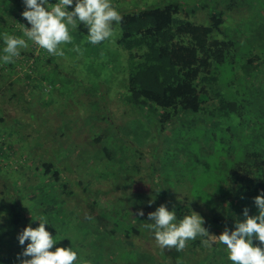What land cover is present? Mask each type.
<instances>
[{"label":"trees","instance_id":"16d2710c","mask_svg":"<svg viewBox=\"0 0 264 264\" xmlns=\"http://www.w3.org/2000/svg\"><path fill=\"white\" fill-rule=\"evenodd\" d=\"M238 1L240 0L233 1L227 11L237 13L241 8V2ZM221 9L218 11L216 8V11L210 12L207 24L191 20V13L175 2L121 15L117 44L128 53V81L126 92L121 96L122 101H118L116 97L115 106L119 107L118 104H121L124 108H129L124 109V117L134 111L130 110L133 107L139 118L132 117L131 128H128L123 123L119 124L117 115L113 113H110L114 119L111 123L105 113H101V116L92 112L98 115L97 128L90 134L89 143L72 144V167L53 159L35 162L29 157L30 151L36 150L33 147L29 151L25 149L20 157L13 160L20 163L15 167L16 170H21V174L24 175V166H28L39 177L48 178L49 182L54 183L58 192L53 201H49L45 195V198L37 200L35 195L43 189H38V184L34 189L26 188L28 191L33 190L29 198L17 200L12 205L5 204L14 208L8 215L0 213V264H18L17 256L23 246L19 245L17 235L26 225L36 227L38 224V221L32 220V213L48 218L50 225L46 226L47 230L56 238L63 237L57 245L72 247L77 251L79 264H219V261L227 258L223 245L205 247L200 237L188 241L182 250L159 247L148 226V207L144 206L146 201L151 200L150 211H154L157 206L164 204L170 210L175 208L177 217L182 218L191 214L192 206L198 204L197 199L188 202L186 199L176 198L168 187L161 188L157 185L154 167L160 168L157 164H160L162 153L168 154L167 141L165 142L167 136L164 133L170 130L180 140L196 142L199 146L204 144L202 138L208 140L206 144L215 146L220 163L224 164L225 173L221 172L220 176L223 177L221 183L215 185L216 192L204 200L198 199L204 204L210 202V215L206 219L209 221L204 225L210 234L208 239H211V235H218L225 227L231 230L235 222L239 221L237 203L240 205L246 198L255 197L264 190V126L261 127V133L250 136L247 140L245 147L257 146L252 150H245L243 156H238L240 149L237 153H230L232 146L224 142V137L230 136L217 129L224 119L230 120L236 128L248 130L264 123L263 116L252 118L244 103L245 94L249 92L241 86L247 79L257 94L264 89V15L257 18V24H247L248 27L244 20L243 29L234 35L225 24L226 9ZM250 27L252 28L247 31ZM75 31L87 35L83 26ZM257 33L261 37V43L254 40L250 43L253 49L249 48L250 45L243 48L247 39L256 37ZM37 58L30 54L19 60L24 76L31 77V67ZM47 63L50 64L49 60ZM235 69L240 70V73L237 74ZM11 80L12 78L8 81L10 86L13 84ZM91 90L95 94L96 88ZM82 91L83 94H88L86 90ZM93 98L92 101L96 102L97 98ZM93 105L99 111L102 109L96 103ZM2 106L4 105L0 103V123L9 114ZM7 109L12 108L9 106ZM141 111L155 116V119H149L153 121L151 128L145 125L142 119L144 112L140 114ZM104 124H107V129H103ZM94 126L95 124L92 127ZM141 129V138L142 134L145 136L152 129L160 132L163 141L156 147L159 153L148 152L147 146L150 144L142 145L141 138L135 134ZM194 130L199 134L191 139L186 132ZM208 131L211 133L206 135ZM201 134H204L202 138H198ZM11 136L12 134L0 136V170L10 164L12 156L17 152L16 144L6 141ZM129 139L135 143L131 144L130 150ZM122 143L128 145V148L121 147ZM87 145L100 146L95 147L96 152L87 157V162L94 165V172L90 167L83 166L82 147ZM225 145H228L229 152L226 156L223 155ZM221 146L224 147L221 149ZM121 148L125 150L121 151ZM88 150L89 148H84L83 151ZM98 152L101 156L96 160L98 155L95 156V153ZM146 153L150 154L149 160H146ZM162 159L163 162L166 161L165 158ZM98 163L103 166L98 167ZM101 178H105L110 184L107 187L112 189L111 192L120 193L108 198L111 199V207L99 204L89 190L90 183ZM143 178L145 184L140 187L137 183ZM50 189L43 192L47 194ZM25 190L23 194L27 195ZM109 191L106 193L110 194ZM64 194L71 197L66 203L61 200ZM43 201L53 203L54 206L42 210ZM212 204L215 206H211ZM138 210L146 213L139 216ZM208 223L210 226L217 224L221 228L210 230ZM14 244L18 245L15 251L12 250ZM57 245L53 246V250ZM194 251L205 254L202 263L196 261L194 256L188 258V253Z\"/></svg>","mask_w":264,"mask_h":264},{"label":"rangeland","instance_id":"374dc122","mask_svg":"<svg viewBox=\"0 0 264 264\" xmlns=\"http://www.w3.org/2000/svg\"><path fill=\"white\" fill-rule=\"evenodd\" d=\"M233 1L235 0H111L113 6L121 15L148 7H161L167 3L175 2L184 6L191 13V20L202 24L209 22V14L211 11H216V8L219 11L223 8L224 10L226 9L224 15L226 19L225 24L230 28L232 34L237 35L243 29L244 20L247 21L245 24L247 27L253 25V23H258L257 18L262 14L264 15V0H240L238 2H241V8L237 10V13L227 11V9H230ZM50 2L55 3L56 0H50ZM70 9L71 6H69ZM23 10L24 5L22 0H0V55H3V37L5 35L23 37L24 26L30 27L21 15ZM250 11L252 14H250ZM239 15L241 17H238ZM229 17L232 18L230 19ZM71 34L73 36L72 42L61 45L64 51L63 56L50 55L46 50L28 41V47L21 49L20 55L15 57L9 66L0 63V103L4 105L2 106L4 111L8 110L7 108L9 106L12 108L10 109L11 113L6 115L4 121L0 123V136L7 137L9 134H12L6 141L16 144L15 150L17 151L12 156L10 164L4 170H0V213L2 214L7 213L8 215L11 209L14 208L13 206L8 207L5 205L6 203L12 205L15 202L17 203V200L20 201L32 195L33 190L28 191L26 188L34 189L38 184L40 185V187L36 186L38 189L43 188L35 195L37 200L45 195L49 201H53L56 192H58L54 183L49 182L50 180L48 178L39 177L28 166H24V175L21 174V170H16L17 165L20 163H16L13 160L20 157L21 152L25 149L29 151L28 149L30 147L36 148V150L33 149L29 153V157L33 158L35 162L41 163L47 159H53L55 162L61 161L66 166L69 164L72 167L74 153L71 150L72 144H78L80 142L89 143L90 140L88 139H90V134L97 128L98 115L92 114V112H97L99 115L105 113L111 123L114 119L110 113H113L117 115L119 124L123 123L128 128H131L130 125L132 124L133 118H139L135 108L131 107L130 110L134 109V111L124 117V109L129 108H124L121 104H118L119 107L115 106L117 103L115 100L116 97L118 101H122L121 96L126 92L128 81V53L117 44V39L120 37L119 24H113V36L100 44L94 45L88 43L87 35L79 31H73ZM258 34L254 38L247 39V43L243 44V48L246 49L249 45V48H252L250 43L254 40L261 43V37L257 36ZM30 54L38 58L34 66L31 67L29 65L31 67V77H26L22 73L23 71L19 60H23L27 56L29 57ZM47 60H49L50 64L47 63ZM235 72L238 74L240 70L235 69ZM11 78L13 84L10 86L8 81ZM241 86L249 92V94H245L246 100L244 103L249 109L252 118L254 116L264 117V89L257 94L247 79L243 81ZM92 88H96L95 94H93ZM83 89L88 94H83ZM13 94L15 95L13 96ZM93 97L97 98L96 102L92 101L94 99ZM94 103L96 105L98 104V107L101 106L102 109L99 111L93 105ZM0 112L2 113L1 109ZM142 112H144L142 119L146 123L144 124L147 125V128H151L153 121L149 119L151 117L155 119V116L146 111H141L140 114ZM117 118L115 120L118 121ZM94 124L95 126L92 127ZM263 124L248 130L243 127L236 128L234 123L228 119H224L222 125L217 129L219 131H225L230 136V138L224 137V142L232 146L229 149L230 153H237L238 149H240L241 152L238 153V156H243L245 150H252L257 146L249 145L245 147L248 144L247 140L250 139V136H256L261 133ZM106 125L104 124L103 129L106 128ZM143 128L145 127L143 126ZM217 129L214 133H216ZM227 129H230V131ZM141 132L142 129L135 133L139 136L138 138H141ZM195 132L196 130L190 133L186 132V135L191 139H195L196 137L194 136L199 134ZM209 133L211 132L208 131L205 134L207 135ZM147 134L148 136L146 137ZM147 134L145 136L142 134V145L147 146V144H150L147 146V151L149 152L150 150L153 154L159 153L156 147L163 141L160 132H154L152 129ZM230 134H233V136L231 137ZM164 135L167 136L165 142L167 141L168 154L164 155L162 153V157L166 161L163 162L161 157L160 164H157L160 168L157 169V167H154L156 168L157 185L161 186V188L168 187L169 192L171 191L176 198L186 199L188 202L197 199L198 204L192 206V210L203 217L204 225H206L209 221H206V219L209 218V211L211 210L209 209L210 202L204 204L198 199L204 200L216 192L215 185L221 183L223 176L220 175L222 174L221 172H224V164L220 163V156L216 154L217 149L215 146L206 144L208 140L202 138L204 134L198 137L202 138V140H198L204 143L200 146L196 142L190 143L182 139L180 140V137L177 138L178 135H175L171 130L168 132L165 131ZM132 143L134 142L129 139V150ZM128 145L122 143L121 147H127ZM98 146L87 145L82 147L81 156H83V166L85 165L86 168L90 167L93 172L94 165L87 162V157L92 155L93 152H96L94 149ZM225 146L226 150L223 151L226 154L223 153L224 156L229 155L227 151L228 145ZM69 147L70 149H68ZM223 147L221 146V149ZM84 148H89L90 151L88 150L86 153L83 151ZM120 150L124 151L125 149L121 148ZM211 151H214V153H211ZM146 155V160H149L150 154L146 153ZM95 156L97 160L101 154L98 152L95 153ZM65 157L68 158L65 159ZM102 163L104 164V162ZM102 163H98L97 166L102 167ZM81 179L83 178L81 177ZM137 184L143 187L145 179L139 180ZM109 185L105 178L95 179L90 183L89 190L94 194L99 204L109 205L111 207V199L108 198L120 193L117 192L116 194L113 191L111 192L112 189L107 187ZM47 189H50V191L45 194L43 190L46 191ZM24 190L27 195L23 194ZM77 191L81 194V191ZM108 191L110 194L106 193ZM68 198L71 199L69 195L64 194L61 200L66 203V201H69ZM253 198H246L240 205L237 203V218L239 221L244 220L242 210L245 207H247L249 215H255L257 213ZM31 200L33 201V199ZM150 202L151 200H148L144 204V206L148 207L146 212L152 209ZM42 203V210L47 208L51 209L54 206L53 203L48 201H43ZM25 204H28V202H25ZM211 206L214 207L215 205L212 204ZM58 209L64 210L63 208ZM143 212L146 213L145 211ZM32 215L33 217L38 216L37 213H32ZM215 228L218 229L221 227L217 224L213 226L209 224L210 230H215ZM253 243L259 244L256 240ZM17 246V244H14L12 250L15 251ZM204 255L202 252L194 251V253H188V258L194 256L196 261L202 263L203 259H205ZM219 264H231V261L225 258L222 262L219 261Z\"/></svg>","mask_w":264,"mask_h":264},{"label":"clouds","instance_id":"9594fccd","mask_svg":"<svg viewBox=\"0 0 264 264\" xmlns=\"http://www.w3.org/2000/svg\"><path fill=\"white\" fill-rule=\"evenodd\" d=\"M22 3L21 15L30 27L24 26L23 37H3L0 63L13 62L20 50L28 47V41L50 55L63 56L61 45L71 43V33L81 26L86 29L88 43L100 44L113 36V24L122 20L111 0H56L55 3L22 0ZM253 203L257 208L255 215H249L245 207L243 221H236L231 230L225 227L218 235H211V239L203 226V217L192 210L191 214L178 218L175 208L170 210L161 204L148 212L147 221L161 248L182 250L188 241L200 237L205 247L223 245L231 264H264V190L253 198ZM137 214L143 216L144 212L138 210ZM32 220L38 221L37 226L26 225L17 235L19 245L23 246L17 256L18 264H79L77 251L57 245L63 237L56 238L47 230L50 223L46 216L32 215ZM254 240L259 244H254ZM54 245L57 246L53 250Z\"/></svg>","mask_w":264,"mask_h":264},{"label":"crops","instance_id":"0c3cea01","mask_svg":"<svg viewBox=\"0 0 264 264\" xmlns=\"http://www.w3.org/2000/svg\"><path fill=\"white\" fill-rule=\"evenodd\" d=\"M5 111H6V110H5ZM7 111H8V112H7ZM7 111H6L7 113H11V111H10V110H7Z\"/></svg>","mask_w":264,"mask_h":264}]
</instances>
